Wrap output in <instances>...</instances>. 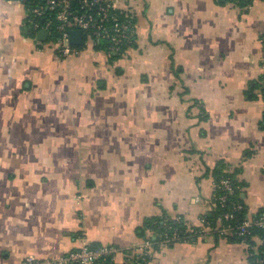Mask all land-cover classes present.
<instances>
[{
	"label": "crops",
	"instance_id": "0c3cea01",
	"mask_svg": "<svg viewBox=\"0 0 264 264\" xmlns=\"http://www.w3.org/2000/svg\"><path fill=\"white\" fill-rule=\"evenodd\" d=\"M135 26L110 57H62L26 6L0 0V264L156 239L154 218L201 227L214 173L264 211V0H112ZM213 231L156 249L151 264H251Z\"/></svg>",
	"mask_w": 264,
	"mask_h": 264
},
{
	"label": "built area",
	"instance_id": "2783aa9c",
	"mask_svg": "<svg viewBox=\"0 0 264 264\" xmlns=\"http://www.w3.org/2000/svg\"><path fill=\"white\" fill-rule=\"evenodd\" d=\"M25 4L26 0H20ZM76 2V3H75ZM47 12L54 13L57 21V30L60 38L57 41H49L62 57H67L76 52L77 46L70 43V32L80 30L84 35L82 46H97L100 40L108 39L107 54L123 55L126 48L134 44L136 26L132 19L117 8L112 0H45L43 4L28 9L27 23L32 33L38 36L46 32L52 26V21L39 20ZM264 43V37L262 38ZM264 97V82L262 85ZM222 188L229 193L233 192L228 180L222 182ZM227 198H220L224 201ZM214 207L215 204L213 203ZM242 209L236 206L230 213L218 219V225L214 228L203 220V224L194 232L198 237H206L213 231L220 235H235L249 249V257L256 264H264V234H256V230L264 231V211L256 217L247 215L246 219L236 227L226 225L224 221L235 219V212ZM192 232L191 229H189ZM159 242L149 238L140 245L128 248H120L113 245L94 246L84 235L78 237V247L73 251L62 255L57 259L40 260L35 256H28L21 264H151L156 249L169 247L175 243L177 234L170 237L166 231Z\"/></svg>",
	"mask_w": 264,
	"mask_h": 264
},
{
	"label": "trees",
	"instance_id": "16d2710c",
	"mask_svg": "<svg viewBox=\"0 0 264 264\" xmlns=\"http://www.w3.org/2000/svg\"><path fill=\"white\" fill-rule=\"evenodd\" d=\"M45 0H26L25 1V6L28 9H32L33 7L39 6L44 3ZM234 4H236L240 8H247L249 7L254 0H230ZM76 3V2H75ZM46 21H52V26L48 30V34L46 36V41H57V39L60 38V34L57 30V21H55V15L54 13L52 14L51 12H47L43 18L39 20V23L43 24ZM133 21V20H132ZM108 39L106 40H100L96 46L97 49L103 50L104 52H107L108 48ZM130 47H134V44H132ZM129 52L128 48L124 50L123 55H111L110 57L113 56H124ZM214 180H215V192L212 198V202L215 204V209L213 212L209 215H206L204 217V220L206 221L207 224H210L211 227H216L218 225V219L223 218L226 213H230L234 210L236 206H241L242 209L238 212H235V219L227 222L224 221L226 225H231L233 227L238 226L241 224L247 217L248 215V209L247 206L244 202V199L242 198V187L241 185L237 182V180L234 177V174L225 171L224 166L219 167L216 172L214 173ZM228 180L230 182V186L233 189L232 193H229L227 190L223 189L222 187V182ZM227 198L224 201H221L220 198L223 196H226ZM148 227L152 231H154V234L156 236L155 242H159L161 240V236L163 235L164 232H168L170 237H173L175 234H177V239L175 240V243L177 241H184L190 239V237H196L194 232H196L199 227H192L186 224V221L184 220H169L165 219L162 221V218H154L148 223ZM189 229L192 230V232L189 231ZM256 234L263 235L264 231L263 230H256ZM230 237L240 239L239 237L235 235H229ZM241 240V239H240ZM98 246V245H94ZM251 264H256L255 263V258L254 261L252 260Z\"/></svg>",
	"mask_w": 264,
	"mask_h": 264
},
{
	"label": "water",
	"instance_id": "95a60500",
	"mask_svg": "<svg viewBox=\"0 0 264 264\" xmlns=\"http://www.w3.org/2000/svg\"><path fill=\"white\" fill-rule=\"evenodd\" d=\"M47 33L41 32L38 34L40 39H46ZM84 42V35L80 30H73L70 32V43L74 46H82Z\"/></svg>",
	"mask_w": 264,
	"mask_h": 264
},
{
	"label": "rangeland",
	"instance_id": "374dc122",
	"mask_svg": "<svg viewBox=\"0 0 264 264\" xmlns=\"http://www.w3.org/2000/svg\"><path fill=\"white\" fill-rule=\"evenodd\" d=\"M26 8V7H25ZM26 13H28V10H27V8H26Z\"/></svg>",
	"mask_w": 264,
	"mask_h": 264
}]
</instances>
